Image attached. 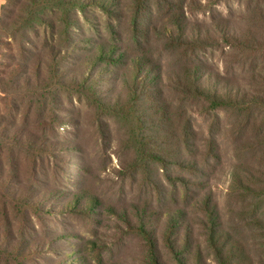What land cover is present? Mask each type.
Segmentation results:
<instances>
[{
    "label": "trees",
    "instance_id": "obj_1",
    "mask_svg": "<svg viewBox=\"0 0 264 264\" xmlns=\"http://www.w3.org/2000/svg\"><path fill=\"white\" fill-rule=\"evenodd\" d=\"M1 1L0 264H45L50 254H60L48 237V218L58 207L48 205L43 188H50L51 196L57 193L46 178L64 151L58 136L62 93L69 100L72 95L86 101L100 120L129 124L132 174L152 182L151 165L162 173L168 161L176 168L174 175L166 174L175 193L172 210L156 211L146 204L142 211L134 205L132 212L123 213L124 223L146 246L147 264H199L202 248L214 264H264V0H241L245 16L238 26L221 16L210 23L191 22L185 14L203 12L202 3L165 0V24L155 33L159 52L172 58L165 63L146 50L151 43L139 19L140 7L133 8L134 51L120 48V38L107 40L103 26H97L90 54L82 60L79 15L86 20L92 4L109 18L115 9L112 0ZM215 48H220L223 66L235 64L240 77L197 58ZM68 59L79 63L80 74L64 73L62 64ZM88 63L84 73L81 66ZM192 105L204 127H197L188 113ZM217 134L226 139L230 155L226 198L235 201L234 214L242 222L233 231L225 229L210 193L199 192L202 182L186 176L197 178L202 162L220 158ZM23 162L30 176L27 184L21 181ZM19 183L25 187H15ZM36 186L41 188L38 194ZM190 193L191 211L184 206ZM84 206L92 211L91 203ZM246 230L253 241L241 238ZM196 235H202L203 243L195 246ZM55 264H66L63 255Z\"/></svg>",
    "mask_w": 264,
    "mask_h": 264
},
{
    "label": "rangeland",
    "instance_id": "obj_2",
    "mask_svg": "<svg viewBox=\"0 0 264 264\" xmlns=\"http://www.w3.org/2000/svg\"><path fill=\"white\" fill-rule=\"evenodd\" d=\"M197 1L202 3L205 9L203 12L193 11L185 14L186 19L191 22L210 23L212 18L220 16L228 19L234 26L242 25L244 22L245 8L241 0ZM112 2L115 9L110 10L114 13L113 16L110 15L112 16L109 17L110 19L104 11L92 4L87 6L89 10L86 20L82 19L81 14L79 15L83 34L80 36L81 51L77 52L78 56L84 60L90 54L92 40H96L94 27L97 26H103L102 34L107 40L114 41L120 38L118 42L120 48L125 47L129 51H134L136 47L132 38L134 36L133 8L140 7L139 19L151 43L146 50L152 51L155 57L157 54L160 55L163 63L171 61L172 58L168 52H159L162 47L155 38L159 27L165 24L164 16H162V12L166 11L165 0H142L140 5L137 0H112ZM212 2L216 4L210 6ZM107 24L112 25L119 34L111 33V27H107ZM197 58L208 61L212 68L219 69L221 72L227 71L229 75H235V78L240 77L241 70L235 64L232 66L227 63L223 66L220 48L201 52ZM70 61L68 59L62 64L64 73L80 74L77 73L79 63L76 65ZM81 67L86 73L89 63ZM102 89L107 91L108 84L102 85ZM62 96L65 104L59 111L62 124L58 136L64 151L61 153L60 161H57L55 166L51 165L46 178L57 193L51 196L53 191L50 192L48 190L50 188H43L46 191L43 196L48 205L56 204L58 207V213L48 218V237L53 238L50 245L59 249L60 254L58 256L50 254V259L45 264H55L62 255L66 264H147L146 246L139 235L124 223L123 213L124 211L132 212L134 205L142 211L146 204L148 208L156 211L172 210L176 203L175 198L171 197L175 196V193L166 174L174 175L176 168L168 161L162 173L158 165H151L152 179H155L153 180L155 182H145L143 176L132 174L128 167L134 156V144L126 143L131 131L129 124L123 125L117 120H100L98 111L90 108L86 101L83 100L80 103L72 95L69 97L71 100L63 93ZM187 110L192 114L195 125L199 128L204 127L203 117L195 112L199 111L198 107L188 106ZM104 121L109 126L105 125ZM155 131L152 127L149 132L152 140H154ZM216 138L220 148V158L211 159L208 165L202 162L203 172L197 178L191 175L186 176L202 182L199 192L210 193L220 212L225 229L233 231V228L242 222L238 219V212L234 214L237 208L235 201L226 198L231 168L228 163L230 155L226 156V139L220 134H217ZM23 165H25L24 162ZM21 167V181L24 184L30 183L27 166L21 164ZM41 180H45V177L43 176ZM20 185L24 186L19 183L15 187ZM40 189L36 186L37 194ZM190 194L184 204L189 211H191L193 196L192 193ZM86 202L89 205L92 204L91 212L84 210ZM68 203H72V206L67 207ZM177 203L183 204L180 200ZM189 215L192 220V215ZM198 226L193 227L197 231H202V228ZM241 234L244 241L247 239L248 242L253 241L247 230ZM196 240L198 242L195 246L203 243L202 235H196ZM257 254L258 251L255 248V257L252 255L255 263ZM199 257V264H214L211 254L203 248Z\"/></svg>",
    "mask_w": 264,
    "mask_h": 264
}]
</instances>
